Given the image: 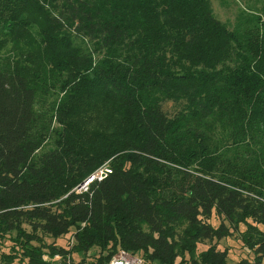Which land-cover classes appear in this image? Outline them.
<instances>
[{
  "label": "trees",
  "instance_id": "trees-1",
  "mask_svg": "<svg viewBox=\"0 0 264 264\" xmlns=\"http://www.w3.org/2000/svg\"><path fill=\"white\" fill-rule=\"evenodd\" d=\"M22 223L74 229L62 264H227L244 223L264 264V3L230 27L212 0H0V264H51Z\"/></svg>",
  "mask_w": 264,
  "mask_h": 264
},
{
  "label": "rangeland",
  "instance_id": "rangeland-1",
  "mask_svg": "<svg viewBox=\"0 0 264 264\" xmlns=\"http://www.w3.org/2000/svg\"><path fill=\"white\" fill-rule=\"evenodd\" d=\"M264 0H212V5L214 9V13L216 16L221 19L223 22H225L230 27H234L236 24V20L238 18V15L240 12H243L244 10L250 8H258L260 9L263 6ZM53 142L52 140H49L46 143V148H49L52 146ZM84 184H80L78 187H81ZM77 191H81L82 189H78ZM83 191V190H82ZM213 223L215 225H218L220 220L214 216L212 219ZM246 229V224L242 223L240 224L239 231L236 232L234 235H231L227 238H223L218 246L220 249H228L229 257L227 260V264H238V262L243 258H254V252L251 251L248 247H246L240 238V232H243ZM18 230H24L28 235H25L24 232H21L18 235ZM4 235L12 237L14 240H20L21 236H26V240H32L31 244L38 245L40 247L46 246L44 250L45 253H42L43 261L50 262L51 264H62V256L56 251V252H50L49 251V245L52 243H55L57 246H63L65 248H70L73 244L74 238V229H72L69 233L66 235L60 237V238H54L51 235H48L47 233L43 232V230L34 229L31 225H28L26 223H22L18 227H16L15 230L9 231L4 230ZM2 241V240H1ZM13 242L5 240L4 243L0 242V257L4 253L3 251L9 252L10 247L12 246ZM29 245L32 247V245ZM11 245V246H10ZM70 246V247H69ZM210 246V243L207 244H199L198 250L196 253V258L202 255L208 247ZM41 248L38 247L37 250H40ZM49 251V252H47ZM5 252V254H6ZM22 251H17L16 255L22 256ZM12 254V251L9 252ZM15 255V256H16ZM14 256V257H15ZM68 258L66 260L70 259V255L68 254ZM7 258V257H6ZM11 258V257H9ZM15 264H28V259L20 260V257H15ZM74 260H79L80 256L78 254L73 255ZM69 262V261H68Z\"/></svg>",
  "mask_w": 264,
  "mask_h": 264
},
{
  "label": "built area",
  "instance_id": "built-area-1",
  "mask_svg": "<svg viewBox=\"0 0 264 264\" xmlns=\"http://www.w3.org/2000/svg\"><path fill=\"white\" fill-rule=\"evenodd\" d=\"M111 172H112L111 167H109L108 164H104L103 166L98 168L90 177H88L87 180H85L84 184L81 187H78V189L87 191L89 189L90 184L93 181L103 180ZM109 264H145V262L140 256L135 255L125 249H120L113 255Z\"/></svg>",
  "mask_w": 264,
  "mask_h": 264
}]
</instances>
